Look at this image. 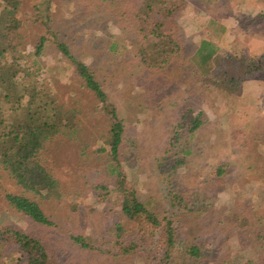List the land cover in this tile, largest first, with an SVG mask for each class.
Returning a JSON list of instances; mask_svg holds the SVG:
<instances>
[{
  "label": "rangeland",
  "instance_id": "rangeland-1",
  "mask_svg": "<svg viewBox=\"0 0 264 264\" xmlns=\"http://www.w3.org/2000/svg\"><path fill=\"white\" fill-rule=\"evenodd\" d=\"M21 1L25 44L9 59L30 68L66 108H76L83 128L74 140L57 138L43 157L59 181L54 196L38 198L54 225L36 223L13 208L5 191L20 190L0 172V233L18 228L40 238L54 264H143L133 252L115 257L120 252L115 227L124 223L113 171L117 164L140 200L174 217L180 241L203 244L205 264H264L257 234L238 221L243 213L264 216V70L246 77L234 92L220 93L206 90L202 76L179 69L202 38L219 46L214 64L224 69L235 64L240 70L246 58L264 57V0H179L182 6L167 24L184 49L176 70L165 76L142 60L141 45L154 55L150 62L156 45L128 16V1L123 15L100 9L99 0ZM56 35L97 73L118 108L126 141L119 162L106 142L108 115L57 46ZM42 36L47 40L38 54L35 45ZM190 107L204 111L208 121L193 134L190 153L171 173L166 170L171 161L161 164L162 156L181 111ZM72 235L84 236L98 249L83 248ZM0 264H25V259L6 241Z\"/></svg>",
  "mask_w": 264,
  "mask_h": 264
},
{
  "label": "trees",
  "instance_id": "trees-1",
  "mask_svg": "<svg viewBox=\"0 0 264 264\" xmlns=\"http://www.w3.org/2000/svg\"><path fill=\"white\" fill-rule=\"evenodd\" d=\"M99 1L100 9L109 8L114 14L124 13V3L128 1L131 6L127 11L128 16L139 23L141 33L146 32L145 39L156 45L153 62L150 61L154 55L148 52V47L141 45L142 60L150 67L159 68L164 76L176 70L179 62L177 59L183 54L180 50L184 49V43L174 39V33L167 22L182 6L179 0ZM21 2L1 0L0 3V172L1 176L7 177L20 190V193L5 191L6 199L13 208L36 223L54 225L55 222L45 212L41 199L54 196L59 181L43 157L53 141L63 137L74 140L83 127L80 126L81 120L77 118L76 108H66L56 94L37 79L30 68L17 67L15 61L11 62L9 59L12 52H16L20 45L25 44V21L19 12ZM148 32H152V35L149 36ZM46 40L47 38L42 36L36 43L38 54L44 49ZM55 42L74 64L84 87L92 91L102 103L101 109L110 121V137L106 139L110 146L109 154L115 162H119L126 141L124 122L117 106L110 102L97 73L74 55L68 44L57 35ZM109 47L110 50L116 49L115 45ZM218 51L219 46L214 41L202 38L197 49L191 57L186 58L184 65H179V69L182 73L192 71L202 76L206 90L214 89L220 93L234 92L246 77L264 70V63L261 61L264 57L246 58V63L244 62L240 70L236 69L235 64L229 69L221 68L220 65L214 64ZM207 121L202 110L194 111L190 107L181 111L180 118L172 127V135L162 156L161 164L171 161L166 170L172 173L183 164L186 155L190 153L191 137ZM261 170L264 175L263 164ZM113 171L118 174L116 189L121 196L119 202L124 216V223L121 221L115 227V246L120 251L115 253V257L127 256L133 252L143 258V264H205L208 254L203 244L196 239H190L187 243L180 241L174 217L157 211L150 204L140 200L136 189L128 185L126 175L117 164ZM223 171L220 168L218 173L222 174ZM260 175L263 176L262 173ZM175 197L185 208L189 206L184 202L183 196L175 194ZM244 207H247V203ZM241 215L242 217L238 216L239 223L242 227L246 224L248 228L251 227L254 232L251 231L257 234L258 243L264 247V216L261 219L256 212L249 215L252 218L246 213ZM253 217L257 221H254ZM72 238L83 248L98 249L84 236L72 235ZM6 241L11 242L16 249L18 247L25 264H54L47 247L34 235L18 228H6L0 233V247ZM248 264L258 263L249 260Z\"/></svg>",
  "mask_w": 264,
  "mask_h": 264
}]
</instances>
